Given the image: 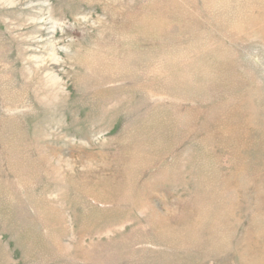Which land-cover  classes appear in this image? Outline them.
<instances>
[{
	"label": "rangeland",
	"instance_id": "rangeland-1",
	"mask_svg": "<svg viewBox=\"0 0 264 264\" xmlns=\"http://www.w3.org/2000/svg\"><path fill=\"white\" fill-rule=\"evenodd\" d=\"M0 264H264V0H0Z\"/></svg>",
	"mask_w": 264,
	"mask_h": 264
}]
</instances>
